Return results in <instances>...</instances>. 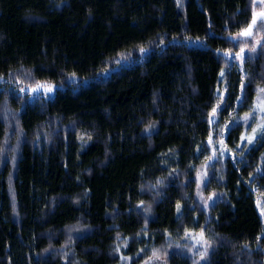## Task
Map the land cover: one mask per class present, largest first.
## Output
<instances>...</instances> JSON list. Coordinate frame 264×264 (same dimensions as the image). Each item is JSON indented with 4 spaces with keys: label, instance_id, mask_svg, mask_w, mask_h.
Here are the masks:
<instances>
[{
    "label": "trees",
    "instance_id": "16d2710c",
    "mask_svg": "<svg viewBox=\"0 0 264 264\" xmlns=\"http://www.w3.org/2000/svg\"><path fill=\"white\" fill-rule=\"evenodd\" d=\"M251 3L0 0V264H141L187 233L211 243L202 264H264V127L245 119L264 54L223 55ZM39 81L55 93L30 98Z\"/></svg>",
    "mask_w": 264,
    "mask_h": 264
},
{
    "label": "rangeland",
    "instance_id": "374dc122",
    "mask_svg": "<svg viewBox=\"0 0 264 264\" xmlns=\"http://www.w3.org/2000/svg\"><path fill=\"white\" fill-rule=\"evenodd\" d=\"M251 4L253 7V17L256 16L257 21L251 29L252 35L245 36L240 35V33L249 28V25L252 24L253 17L247 26H245L241 31L232 36V39H234V41L238 44V47L236 50H230L223 53L227 63L231 61H237L239 66H242L245 62V59L264 54V22H262V18L257 15L258 13L264 12V0H252ZM57 87L58 85L54 82L39 81L37 83L25 86V90L28 91L29 97L31 98L35 95L51 96L55 93ZM2 114L6 119H13V113H10L6 109H2ZM245 119L246 125H248L252 121H257V128L264 127V91L261 90L260 94L256 98L252 113H250ZM16 128L17 127L13 124L12 129L16 131ZM255 129L245 135L247 138H249V140H251L255 136ZM10 134L11 133L7 135L8 138H6L4 142L3 151L7 150L8 147H12L15 142L16 145L14 147L17 148V146L19 145V143L17 144V142H19L23 138V134L21 133L18 136H16L15 134L14 137L13 134H11L12 136ZM211 144L213 145L212 142ZM225 155L226 149L222 145L215 146V148H213L211 159L198 169L197 176L199 181V192L201 193L199 199L204 205L209 204L215 198L217 199L220 195L215 191H212L210 194L204 195V193L202 192V188L213 172L211 168L214 162H216V160L222 156L225 157ZM79 228L80 227H74L72 231L69 229L71 231L70 233L75 232ZM180 244H182V246H179ZM180 244L175 245L170 243L169 245L166 244V246L157 247L155 250L150 252L148 257H146L141 264H169L168 253L174 247H181V249H186V252L194 258L196 264H202L207 258L211 247V243L207 240V238H205L203 233H187L185 238H182Z\"/></svg>",
    "mask_w": 264,
    "mask_h": 264
},
{
    "label": "snow or ice",
    "instance_id": "6c2138e0",
    "mask_svg": "<svg viewBox=\"0 0 264 264\" xmlns=\"http://www.w3.org/2000/svg\"><path fill=\"white\" fill-rule=\"evenodd\" d=\"M259 17H261L262 18V22H264V12H261V13H258L257 14ZM256 16H254L253 17V21H252V24L251 25H249V28L248 29H246L245 31H243L242 33H240V35H245V36H250V35H252V31H251V29H252V27L256 24ZM262 91H264V90H262Z\"/></svg>",
    "mask_w": 264,
    "mask_h": 264
}]
</instances>
